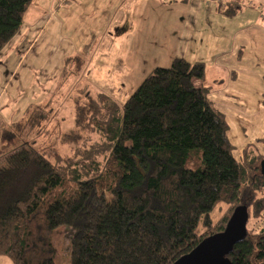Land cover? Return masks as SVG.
<instances>
[{
    "label": "trees",
    "instance_id": "trees-1",
    "mask_svg": "<svg viewBox=\"0 0 264 264\" xmlns=\"http://www.w3.org/2000/svg\"><path fill=\"white\" fill-rule=\"evenodd\" d=\"M32 1L0 0V51ZM219 1L227 16L243 6ZM80 58L66 57L62 74L73 59L79 69ZM205 74L204 62L176 57L155 67L121 105L83 90L74 98L72 128L60 135L70 153L28 139L26 130L53 112L47 100L29 104L0 133V155L15 149L0 166V255L13 264H56L52 237L67 226L75 231L71 264H173L246 205L247 235L229 258L264 264V223L258 231L250 226L264 216V152L249 142L235 156ZM93 133L100 140L80 149ZM257 141L264 144V135Z\"/></svg>",
    "mask_w": 264,
    "mask_h": 264
},
{
    "label": "rangeland",
    "instance_id": "rangeland-1",
    "mask_svg": "<svg viewBox=\"0 0 264 264\" xmlns=\"http://www.w3.org/2000/svg\"><path fill=\"white\" fill-rule=\"evenodd\" d=\"M161 1L162 11L165 10L164 6L170 7L167 1ZM206 1L204 21L207 23H199L185 57L205 63V84L211 87L210 98L229 122V137L235 145V156L239 157L242 148L249 142H255L257 149L264 152V144L257 141L264 135V17L259 12V4L264 5V0H241L242 11L231 18L218 13L219 0ZM225 3L226 0L223 5ZM123 5L122 0H92L91 7L86 8V4H83L77 11L78 4L73 9H67V5L62 6L61 11L55 14L62 23L59 32L51 31L56 27L53 21V25L45 29L46 33L39 35V45L49 51L54 41L60 44L57 39L60 33L66 41L65 48L72 47L74 54L81 56L79 61L83 62L76 69L78 60H70L66 66V75L61 70L60 77L55 78L54 83L49 81L48 75H41L43 63L49 66V62L46 64L48 51L38 53L39 48L36 47L33 52L37 54L38 61L31 58L21 60L17 55L19 50L11 54L8 44L0 51V133L5 126L23 117V106L26 103L43 94V99L34 103L47 100L53 112L48 113V117L39 126L26 130L24 134H30L28 139H35L39 148L51 146L63 153H70L69 146L61 144L60 135L62 137L61 133L73 126L75 96H84L82 92L85 89L92 93L102 91L121 105L155 67L170 64V61L165 60L154 61L153 56L158 51L151 43H146L144 49L133 51L148 60L145 67L141 68L143 73L139 72L131 82L126 80V69L120 65L121 61H117L127 47L130 51V43L122 48L125 40L116 33L124 11ZM183 9V6L178 5V13ZM167 14L158 19L159 22L161 20L158 28H164L172 20L171 14ZM176 22L179 24L178 18ZM111 24L113 29L109 31ZM113 36L114 43L111 42ZM61 49L62 45L58 48L59 52ZM98 49L97 61H92ZM106 53L107 57L116 61H100ZM99 140V135L93 133L90 139L81 144L80 149H90V144ZM13 153L15 149L0 155V166L7 165ZM99 159L102 161L101 156ZM213 216L215 219L219 216L218 207ZM263 223L264 216L261 220H252L250 226L258 231ZM74 232V229L67 226H61L54 232L52 241L56 251L53 258L56 264H71V239ZM0 264L13 262L9 257L0 255Z\"/></svg>",
    "mask_w": 264,
    "mask_h": 264
},
{
    "label": "crops",
    "instance_id": "crops-1",
    "mask_svg": "<svg viewBox=\"0 0 264 264\" xmlns=\"http://www.w3.org/2000/svg\"><path fill=\"white\" fill-rule=\"evenodd\" d=\"M227 1L230 0H226V2ZM167 2L170 7L167 8L164 6L165 10L162 11L161 0H122V4H124V11H122V18L119 27L116 29V33L120 35L123 40H125V44L122 48L130 43V51L127 47L125 51L120 54L121 58L117 61H121L120 65L122 68L124 67L126 69L124 70V74L125 77H127L126 80L128 82H131L133 77L137 78V74L141 72L142 66L145 67V63L148 61L145 60V57L141 58L142 55L139 54V52L133 53V51L144 49V44L151 43L155 46L156 52L158 51L157 55L153 56L154 61L165 60L170 61L171 63V61L176 57L186 58L189 46L194 40V33L197 30L199 23L201 21L202 25L207 23V21H204V7L205 2H207L206 0H173ZM91 3L92 0H33L24 16V23L20 31L8 43L10 53H16V49H18L19 53L17 55L21 60L23 58L36 59L37 54L33 52L36 47L39 48V50H37L38 53L42 50L48 51L47 48L40 47L39 35H44L46 33L45 29H47L51 24L53 25V21H55L56 27L51 30L52 32L54 30L58 31L60 26H62V23H60V21L55 17V14L61 11L62 6L67 5V9H73V6L78 4L79 7L76 9L77 11L83 7V4H86V8L91 7ZM178 5H180V7H184V9L179 13ZM259 8V12H261L264 17L263 3L259 4ZM241 11L242 9H239L235 15ZM161 12L163 13L161 14ZM167 12L171 14L172 20L170 23H166L164 28H158L161 23V20L159 22L158 19L164 14L168 15ZM218 13L220 14L223 12L218 10ZM176 18L179 19L180 25L176 22ZM224 18L225 17H222V20H225ZM227 18H231V16H227ZM130 19L135 21V23L131 22ZM109 29V31L113 29L112 24ZM55 33L56 32H54V34ZM109 33L114 35L112 32ZM59 34H57V39L60 44L57 45L54 41L48 51V58H46V64L49 62V66H46L43 63V70L41 72V75H48L49 81H52V83H54L55 78L58 79L60 77L65 58L76 55L74 54L75 50H73L72 47L70 49L65 48L66 41L64 40V37ZM54 36L56 37V35ZM114 38L115 37L113 36V39L111 40L112 43L115 42ZM60 45H62V49L59 52L58 48ZM99 51L100 49H98L95 53L92 61H97L96 59ZM160 51L163 52L161 53ZM107 53L104 54L100 61H107L106 59H108V61H116L112 60L110 56L107 57ZM188 60L192 61L190 59ZM36 61L38 60L36 59ZM21 63L22 62L20 61V65ZM1 70L0 76L2 75ZM38 97L39 98H36L34 101L32 100L26 103L23 106V112L32 102L41 101V99H43V94Z\"/></svg>",
    "mask_w": 264,
    "mask_h": 264
},
{
    "label": "water",
    "instance_id": "water-1",
    "mask_svg": "<svg viewBox=\"0 0 264 264\" xmlns=\"http://www.w3.org/2000/svg\"><path fill=\"white\" fill-rule=\"evenodd\" d=\"M260 166L264 173V159ZM248 220L247 206L238 205L224 230L207 236L173 264H232L229 254L233 251L236 243L245 239Z\"/></svg>",
    "mask_w": 264,
    "mask_h": 264
}]
</instances>
